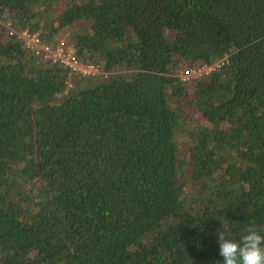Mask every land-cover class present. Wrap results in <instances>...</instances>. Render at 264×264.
<instances>
[{"label":"trees","instance_id":"16d2710c","mask_svg":"<svg viewBox=\"0 0 264 264\" xmlns=\"http://www.w3.org/2000/svg\"><path fill=\"white\" fill-rule=\"evenodd\" d=\"M8 25L52 47L71 31L106 76L70 75ZM253 223L264 0H0V264H222V224Z\"/></svg>","mask_w":264,"mask_h":264},{"label":"built area","instance_id":"2783aa9c","mask_svg":"<svg viewBox=\"0 0 264 264\" xmlns=\"http://www.w3.org/2000/svg\"><path fill=\"white\" fill-rule=\"evenodd\" d=\"M9 35L17 38L22 42L24 47L34 54L53 64H57L69 71L70 75H76L83 78L88 77H105L106 74L95 64L86 63L79 60L72 48L66 42H60L57 46L52 47L43 43L38 31L31 32L29 30L18 31L7 26ZM225 58L217 61L211 66L201 67L199 69H187L183 71L179 78L184 82L196 79H205L213 74V72L225 65Z\"/></svg>","mask_w":264,"mask_h":264},{"label":"clouds","instance_id":"9594fccd","mask_svg":"<svg viewBox=\"0 0 264 264\" xmlns=\"http://www.w3.org/2000/svg\"><path fill=\"white\" fill-rule=\"evenodd\" d=\"M218 230L219 255L222 264H264V234L255 224H249L241 235L234 236L230 228L222 224Z\"/></svg>","mask_w":264,"mask_h":264},{"label":"rangeland","instance_id":"374dc122","mask_svg":"<svg viewBox=\"0 0 264 264\" xmlns=\"http://www.w3.org/2000/svg\"><path fill=\"white\" fill-rule=\"evenodd\" d=\"M87 25H88V24H87ZM70 32H71V31H68L67 34H66L65 36H63L61 42L63 41V42H66V43H67L66 38L68 37V34H69ZM67 45H68V44H67ZM191 124H192V123H191ZM204 124L207 125L205 122H204ZM192 126H193V125L190 126L189 124H184L183 129H184L185 131H187V130H189Z\"/></svg>","mask_w":264,"mask_h":264}]
</instances>
